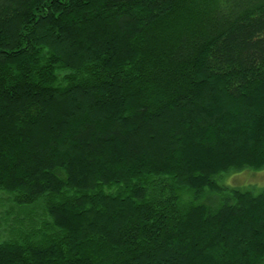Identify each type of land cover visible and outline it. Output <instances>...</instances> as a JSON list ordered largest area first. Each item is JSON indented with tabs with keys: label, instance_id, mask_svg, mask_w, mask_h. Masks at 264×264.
<instances>
[{
	"label": "trees",
	"instance_id": "trees-1",
	"mask_svg": "<svg viewBox=\"0 0 264 264\" xmlns=\"http://www.w3.org/2000/svg\"><path fill=\"white\" fill-rule=\"evenodd\" d=\"M246 168L264 0H0V264H264Z\"/></svg>",
	"mask_w": 264,
	"mask_h": 264
},
{
	"label": "rangeland",
	"instance_id": "rangeland-1",
	"mask_svg": "<svg viewBox=\"0 0 264 264\" xmlns=\"http://www.w3.org/2000/svg\"><path fill=\"white\" fill-rule=\"evenodd\" d=\"M217 182L222 190L237 188L258 194L264 190V169L253 170L246 168L239 172L223 173L218 177ZM2 197L3 201L0 207V216L11 207V203L7 199V196L4 194ZM220 200L221 195L218 192L208 190L207 193L203 195L201 202L208 203L211 206H217ZM1 228H5V225Z\"/></svg>",
	"mask_w": 264,
	"mask_h": 264
}]
</instances>
